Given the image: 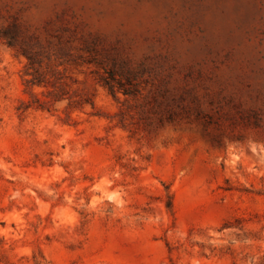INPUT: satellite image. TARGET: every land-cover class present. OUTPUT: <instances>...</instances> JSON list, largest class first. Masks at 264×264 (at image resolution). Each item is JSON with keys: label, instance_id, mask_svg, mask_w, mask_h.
Here are the masks:
<instances>
[{"label": "rangeland", "instance_id": "1", "mask_svg": "<svg viewBox=\"0 0 264 264\" xmlns=\"http://www.w3.org/2000/svg\"><path fill=\"white\" fill-rule=\"evenodd\" d=\"M0 264H264V0H0Z\"/></svg>", "mask_w": 264, "mask_h": 264}, {"label": "trees", "instance_id": "2", "mask_svg": "<svg viewBox=\"0 0 264 264\" xmlns=\"http://www.w3.org/2000/svg\"><path fill=\"white\" fill-rule=\"evenodd\" d=\"M8 42H11V41H8ZM9 44H10V43H9ZM103 84H104L105 86H107V88H108L111 92H113V85H112V84L108 83L107 81H105Z\"/></svg>", "mask_w": 264, "mask_h": 264}]
</instances>
